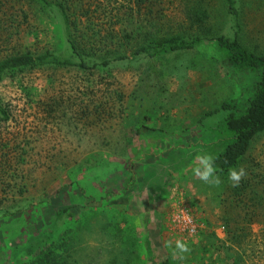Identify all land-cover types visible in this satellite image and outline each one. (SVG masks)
Wrapping results in <instances>:
<instances>
[{
  "label": "trees",
  "instance_id": "trees-1",
  "mask_svg": "<svg viewBox=\"0 0 264 264\" xmlns=\"http://www.w3.org/2000/svg\"><path fill=\"white\" fill-rule=\"evenodd\" d=\"M243 1L0 0V83H15L27 99V118H31L30 127L19 131L10 146V142L0 144V235L2 247L11 251V258L0 264L79 261L77 249L71 251L79 241L71 238L76 235L75 225L84 219L70 210L85 209L87 181L100 196H91L90 202L101 208L107 199L114 203L122 196L119 180L134 189L130 174L138 152L132 146L134 137L165 133L147 111L133 116L136 104L145 105L136 103L146 86L144 77L151 66L196 51L205 42L219 55L221 69L244 81L237 85L236 99L203 114L208 118L226 113L207 128L212 140L198 148L212 158V176L225 181L231 170L244 164L253 142L264 135V54L248 51L240 41ZM174 4L181 9V19L166 12ZM122 71L135 80L129 95L114 74ZM31 76L44 82L40 93ZM10 121H14L10 106L0 97V127ZM144 169L155 177L153 168ZM35 170H40L39 176ZM57 179L68 192L76 186L77 198L72 195V205L53 211L49 227L38 232L36 225L28 224L25 229L26 218L32 216L35 223L40 207L54 198L47 194V183ZM250 179L245 175L224 195L223 204L239 210L235 219H222L227 226L250 225L259 216L258 207L264 213V190L258 180L251 184ZM14 203L24 205L10 214L6 208ZM18 235L23 238L17 243ZM159 264L173 263L167 257Z\"/></svg>",
  "mask_w": 264,
  "mask_h": 264
},
{
  "label": "rangeland",
  "instance_id": "rangeland-1",
  "mask_svg": "<svg viewBox=\"0 0 264 264\" xmlns=\"http://www.w3.org/2000/svg\"><path fill=\"white\" fill-rule=\"evenodd\" d=\"M166 12L170 18H182L181 9L175 4L167 7ZM241 12V43L252 53L264 54V0H244ZM228 26L227 23L225 31ZM219 59L212 44L205 42L196 51L170 56L151 66V73L144 77L146 86L141 87L136 97V103L145 105L136 104L132 113L138 116L147 111L151 121L163 126L165 133L134 137L132 146L138 151L130 171L134 189L119 180L122 196L114 199V203L107 199L101 208L90 202L93 196L97 199L100 196L90 190L91 181H87L85 209L83 212L80 208L70 210L77 218L83 214L84 219L75 225L76 235L71 238L77 237L79 241L77 248L71 250L78 251L79 261L75 264H159L167 257L173 264H264L263 210L256 208L259 216L250 225L237 222L227 226L222 219L234 218L239 213L231 209L232 205L223 204L224 195L230 194L229 188H233L234 182L230 177L225 181L216 176L205 182L194 171L197 168L203 171L198 159L203 155L198 145L211 139L207 128L226 115L218 112L202 118L203 114L236 99L239 96L237 85L244 81V78L230 77L221 69ZM123 73L127 72L114 74L121 81V89L129 95L135 80ZM30 81L40 93L45 85L42 79L31 76ZM0 97L9 104L14 117V121L0 127V144L10 142V146L19 131L30 127L31 118H27L30 110L26 97L9 80L0 83ZM244 160L240 168L251 178V184L258 180L259 188L264 190V135L253 142ZM146 166L154 169L155 177L144 169ZM39 173L40 170L34 171L36 176ZM59 181L47 183V194L54 198L40 207L35 223L32 216L26 218L25 229L28 224L36 225L38 232L44 226L49 227L48 218L53 211L72 205L69 203L72 195L77 198L76 186L68 192L66 187L61 189ZM21 205L24 204L14 203L12 208L6 209L14 214ZM187 226L194 227V233H189ZM33 229L29 227L28 231ZM22 238L18 235L16 242H21ZM178 241L187 251L176 247ZM71 251L70 255L74 256ZM10 258L11 251L2 247L0 235V263Z\"/></svg>",
  "mask_w": 264,
  "mask_h": 264
},
{
  "label": "clouds",
  "instance_id": "clouds-1",
  "mask_svg": "<svg viewBox=\"0 0 264 264\" xmlns=\"http://www.w3.org/2000/svg\"><path fill=\"white\" fill-rule=\"evenodd\" d=\"M198 159L201 160V163L203 165V171H201L199 168L195 169V174L200 177L201 180L208 182L209 178L213 174V168H212V158L210 156H203V157H198ZM230 179L231 181L234 182L233 186H237L245 175V171L243 168H240L239 170L233 169L230 171ZM215 183H219V180L217 179ZM176 247L180 251H187V247L180 243L179 241L176 244Z\"/></svg>",
  "mask_w": 264,
  "mask_h": 264
},
{
  "label": "built area",
  "instance_id": "built-area-1",
  "mask_svg": "<svg viewBox=\"0 0 264 264\" xmlns=\"http://www.w3.org/2000/svg\"><path fill=\"white\" fill-rule=\"evenodd\" d=\"M187 228L189 229V233H194V227L192 226H187Z\"/></svg>",
  "mask_w": 264,
  "mask_h": 264
}]
</instances>
